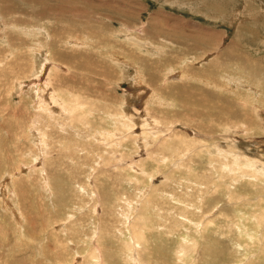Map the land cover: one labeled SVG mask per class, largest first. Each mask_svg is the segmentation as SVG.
Wrapping results in <instances>:
<instances>
[{
  "label": "rangeland",
  "instance_id": "obj_1",
  "mask_svg": "<svg viewBox=\"0 0 264 264\" xmlns=\"http://www.w3.org/2000/svg\"><path fill=\"white\" fill-rule=\"evenodd\" d=\"M0 264H264V0H0Z\"/></svg>",
  "mask_w": 264,
  "mask_h": 264
}]
</instances>
